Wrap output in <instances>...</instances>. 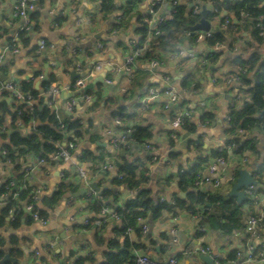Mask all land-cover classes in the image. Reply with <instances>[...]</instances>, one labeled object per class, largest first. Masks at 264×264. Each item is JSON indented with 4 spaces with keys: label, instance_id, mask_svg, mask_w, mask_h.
<instances>
[{
    "label": "crops",
    "instance_id": "0c3cea01",
    "mask_svg": "<svg viewBox=\"0 0 264 264\" xmlns=\"http://www.w3.org/2000/svg\"><path fill=\"white\" fill-rule=\"evenodd\" d=\"M103 1L39 0L37 8L30 15L31 30L20 35L19 52L12 56L8 55L2 62L1 80L17 79L24 82L27 77L33 76L29 81L33 83L34 89L40 91L41 81L39 86L35 87L39 81L37 75L54 73L57 79L54 85L66 87L71 83L72 63L79 60L88 74L86 84L92 82L93 86L89 88L91 101L78 102L71 115L67 114L62 104L68 95H77L79 90L61 91L58 97L62 119L67 115L77 120L79 124L78 135H75L73 129L65 133V137H72L77 144L70 160L46 161L33 172L27 173L24 171L25 166L36 160V153L22 150L21 147H13V157L7 158L2 149L9 143L8 136L11 133L18 131L21 134H28L35 126L28 123L23 128H12L0 133V184L12 179L16 180L18 191L25 188L28 191H38L37 205L47 217L46 224L28 220L27 212L23 209L25 200L17 199L16 202L22 208L21 213L17 216L18 220H11L10 215L2 216L7 199L0 197V252L3 256L9 254L19 264H29L32 261L64 264L63 260L66 259L70 260L69 264H78V259H82L81 264H101L105 252L113 249L112 243L122 244L124 236L127 235L131 242L139 244L140 247L130 250L131 258L123 264H129L138 253H147L158 261L176 257L179 264H206L197 250L201 243L208 244L212 253H218L226 259L231 251L242 246L244 235L241 229L226 234L216 227L215 219L221 215L218 205L208 204L211 209L206 213L208 230L204 235L197 232V223L193 216L200 203L195 204L193 212L187 208L179 210L178 207H171L163 208L157 217H153L150 210L143 217L148 224L146 232L137 224L136 227H131L128 233L121 235L115 232L114 222L99 227L92 223L85 226L80 220H72L73 217L80 215L92 221L98 213L91 208L84 193L74 195L83 187L75 184L74 172L77 168L85 169L92 175V182H96L100 187L101 194L105 189L110 191V195L104 196V199L112 207L125 205L131 195L125 186L113 184L112 178L117 174L116 167L106 171H99V167L104 162L112 161L117 165L122 160V154L128 161L147 165V181L141 184V187L149 190L154 204L161 196L166 200L179 195L184 197L188 190L194 189L190 185L186 191L180 189L179 172L182 169L203 168L217 157L216 147L219 141L228 135L224 116L228 111V99L235 89L234 84H225L221 77L236 70L238 66L233 63L236 55L244 53L246 57L249 56L250 50L242 46V42L251 39L253 26L250 22L241 21L240 30L236 33L223 30L220 27L222 16L225 13L232 17L234 15L232 10L221 5L219 14L207 18L213 32L223 33L225 37L223 43L226 47L215 50L218 53L216 60L210 63L209 58V67H204L199 58L195 61L184 60L181 64L167 59L161 67L153 69L149 62L154 54L166 57L168 52L154 48L150 55L146 54L145 49L142 56L135 60L131 72L124 69L117 71L131 51L129 40L132 38L137 40L140 36L136 30L140 24V19L138 21L140 14L155 0H139L131 12L124 16L125 19L121 18V14L130 0H108L113 5V9L108 12L102 10ZM195 1L197 0L181 1L185 15L189 14L191 4ZM12 3L13 0H0V48L10 39L17 27V24L12 26L7 24ZM168 7L166 5L165 9ZM160 10L163 11V7ZM77 36L84 39H76ZM41 38L54 42L57 49L38 52L37 43ZM153 41L154 39H151V42ZM98 42H102L104 48L93 54L94 45ZM237 45L240 47L239 52L230 50ZM178 46L193 50L201 58L207 56L209 49L207 42L197 44L187 37ZM73 47L79 52L71 56L70 49ZM261 50L264 55V46ZM95 59L103 62V67L98 71L94 69ZM69 60L70 66L66 63ZM52 61L55 62L54 67L49 65ZM123 70L125 73H122ZM163 75L170 76V82L175 85L179 99L165 108L166 97H155L149 102L148 109L141 110L138 97L146 92L148 86L161 91L166 86ZM100 76L103 82L97 80ZM107 77L112 80L110 84L112 87L104 85ZM121 87L125 90L122 91ZM246 99H249V95ZM0 101H6L11 109L13 101L9 95L0 94ZM200 101L205 102L206 110L212 111L213 120L204 127L197 125L196 119L190 121L194 123L193 131L197 133V137L188 138L184 146L181 133L177 131L174 138L169 136L172 130L170 121L177 110ZM120 106L129 114L128 122L145 127L151 132L154 153L158 157L156 161L150 162V154L142 148L136 147L132 151L124 152L116 151L110 145L104 131L107 127L113 126V113ZM34 124H38V121ZM181 127L188 130L185 126ZM246 135L255 141L256 152L253 154V163L250 167L257 168L264 161V129H253ZM227 160L233 167L239 163V155H230ZM61 172L64 173L63 176ZM229 190V184L224 181L220 190L206 187L199 191L208 194L219 191L225 194ZM59 191L57 202L50 206L43 203L44 198H50ZM70 195L75 197L68 203L66 199ZM172 227L177 228L176 242H173L170 234ZM260 230L261 239L264 240V221ZM11 238L17 240V248L21 251L20 258L10 253L14 248Z\"/></svg>",
    "mask_w": 264,
    "mask_h": 264
},
{
    "label": "built area",
    "instance_id": "2783aa9c",
    "mask_svg": "<svg viewBox=\"0 0 264 264\" xmlns=\"http://www.w3.org/2000/svg\"><path fill=\"white\" fill-rule=\"evenodd\" d=\"M39 0H14L10 12L8 14L7 24L14 25L17 24L12 36L10 39L0 48V69L2 62L6 59L8 55L17 54L20 50V35L25 33L32 28V20L31 13L37 8ZM182 0H155L153 1L149 7L143 11L139 19L147 28V35L140 45L138 40L132 38L129 40V44L131 46V51L126 55L121 67L117 68V71L121 69L127 70V72H131L132 67L135 63V60L138 57L142 56V53L147 49V47L151 43V39H153L156 35L160 34V26L165 24L170 20L172 15L176 14L178 11L177 6L181 5ZM222 1V0H220ZM166 5H168V9H165ZM202 5H205L209 9V13H213L214 15L219 14L220 10L218 9L214 0H197L190 7L189 15L191 16H200V11ZM163 7V11L160 10ZM248 13L243 11L240 12V17L248 16ZM264 18V15H259L256 19V26L259 27V34H264V28L259 22L260 19ZM199 21V20H198ZM241 21V20H240ZM80 24V22H77ZM220 27L229 31L232 34L238 31V22L233 19V17L229 13H225L222 16ZM186 35H192L194 41L198 44L200 42H207L208 39L213 37V31L211 29L205 30H195L192 31L190 28H187L185 31ZM76 39H84L82 36H77ZM242 46H245V42H242ZM226 45L221 41H215L212 46H209L207 55L215 51L218 48H224ZM104 48V44L102 42H98L94 45L93 54L95 52H99ZM239 46H233L230 48L233 52H239ZM57 46L54 42L48 41L46 39H39L37 43V51H55ZM77 48H71L70 54L71 56L78 54ZM262 54V58L264 59V55L262 50H260ZM204 65V67H209L208 65V57H199L193 50H187L181 46H177L174 49L166 52V57L161 56L160 54H154V56L150 59V67L153 69L161 67L165 61L171 60L176 64H181L184 60H196L198 59ZM49 65L51 67L55 66V62H50ZM72 71L77 73V77L74 82L70 83L68 86H59L53 85L48 91L40 90L36 94L32 92H25L22 89L23 80H15V79H7L3 81L0 79V94H7L12 99L13 103L11 105V112H7L6 117L0 123V133H5L9 129L12 128H23L26 124L30 123L32 126H35V119L33 118V114L36 108L39 106L40 98H46V104L48 108L54 113L58 123L57 130L59 132H63L62 136L56 139H53L49 136V140L53 141L54 150H52L48 154L37 155L36 160L32 163L25 166L24 171L27 173L33 172L46 161H68L71 159L73 152L77 146L75 140L72 137H65V133L68 131L66 125L60 114V105L58 104V97L61 91L69 92L71 90H79L77 95H68L67 98L64 99L62 107L68 113H73L78 102L88 103L91 101V94L87 93L84 89L88 74L84 70V66L81 61L74 60L72 63ZM103 67V62L99 59L94 61V69L100 70ZM246 72L245 69L241 67H237L236 70L223 75L221 77L222 82L227 85L234 84L235 89L232 95L228 99V104L230 106H240V103L246 98L248 93L243 90V86L240 83V77L242 74ZM44 74H39L36 78L41 81ZM33 79L32 77H27L25 81H29ZM163 80L166 83V86L161 91H156V89L152 86H148L146 92L138 97L139 105L141 110H146L149 107V102L159 96L166 97V101L164 103V107L167 108L175 103L179 99V95L177 93L175 85L170 82L169 75H163ZM104 84H111L112 80L110 78H105ZM121 90L124 91L125 88L121 87ZM228 105V108H229ZM205 102L200 101L194 104H187L185 107L177 110L173 115L170 125L172 130L170 131L169 136L174 138L177 136V128L184 126L186 122L192 121L196 119L197 125L206 126L211 123L212 120L204 119L201 120V116L206 111ZM229 111V109H228ZM227 113L224 116V123L226 129L231 126L230 116ZM27 119V120H25ZM113 126L107 127L104 133L109 138V143L113 149L116 151H130L136 147L142 148L147 151L149 156V161L153 162L157 160V155L154 153L155 147L151 140H145L140 142L136 137L135 133L137 131V125L134 123H130L127 121V117H121L119 115H115L112 118ZM264 129V128H263ZM247 132L241 128H236V135L241 137H246ZM238 144L232 139L228 140L227 135L224 136L218 143L216 150L220 153H225L226 155L217 156L214 161L207 164L203 168L192 171L188 176L192 187L196 190H203V188L209 187L213 190H220L223 186L224 181L229 184L230 188L232 184L236 181L238 176V170L241 168L246 169L255 180L254 183H251L243 188L245 193V199L242 201V210H243V218H242V233L244 235V243L241 247L235 250V257L232 260L225 259L221 257L218 253H212V249L208 244L201 243L198 246V253L208 254L212 257L214 264H264V240L261 239V230L260 226L264 221V161L259 167H250L253 163V154L255 152L251 150H245L241 153L233 152ZM2 153L6 154V148L2 149ZM239 155V165L236 164L231 167L230 162L227 160V157L230 155ZM136 167L137 175L143 172V175L148 174L147 165H140L139 163H134ZM115 167L114 162H104L100 165L99 171H106ZM189 170H180L181 173L188 172ZM61 176L64 175L63 172L60 173ZM121 174H119V178H121ZM74 177L76 179L75 184L81 185L86 188L84 192L87 201H99L101 206L98 210L97 216L92 219V221L87 217H82L80 215L73 217L72 220H80L85 226L90 223L96 226H103L105 224H109L111 222L119 223L122 219L121 212L115 210L116 207L109 206L110 204L106 202L103 195L100 191H96L90 187V183L92 182V175L88 174L87 171L83 168H77L74 172ZM131 197H134L136 194V189L125 187ZM0 197L7 199L5 205L9 203V200H16L18 197V192L14 189V181L9 180V182L5 185V190L0 193ZM75 196L70 195L66 200L67 202H71ZM39 201V193L36 190H30L29 197L25 201L24 210L27 212V219L31 221H38L41 224L47 223V217L40 214V207L37 205ZM158 202H168L171 205L175 204V198H169L166 200L164 196L159 197ZM218 204V202L216 203ZM1 206V202H0ZM118 207V206H117ZM121 211L126 210V206H119ZM21 206L14 205L9 208L8 215H10L11 220H15V218L21 213ZM211 206L205 207L204 205H199L196 207V210L193 214L196 223H197V232L200 235H204L207 232V223L205 221V217L207 216V212H209ZM139 227L146 232L148 229V224L145 222L143 217H138ZM131 228L126 230L128 233ZM170 234H172L173 242L177 241V228L172 227L170 229ZM258 241V242H257ZM37 253V251H35ZM64 264H69L70 260H63ZM29 264H45L44 262H34L32 261ZM129 264H179V261L176 257H170L165 261H158L152 257H150L147 253H138L135 254L132 261Z\"/></svg>",
    "mask_w": 264,
    "mask_h": 264
},
{
    "label": "trees",
    "instance_id": "16d2710c",
    "mask_svg": "<svg viewBox=\"0 0 264 264\" xmlns=\"http://www.w3.org/2000/svg\"><path fill=\"white\" fill-rule=\"evenodd\" d=\"M139 0H130L128 4L124 6L123 14L121 18H124L131 9L135 7ZM218 9L219 7L225 6L227 9L233 11L234 19L238 22V30H240V22H250L253 26L251 32V39L245 41V46L250 50L249 56H245L244 53H239L233 58V63L246 70L244 74L240 77V83L243 86V90L248 93L249 99H244L240 106L234 107L229 105L228 114L230 116L231 126L227 128L228 140H234L238 146L233 152L241 153L245 150H251L256 152L255 141L250 137H241L236 135V128L241 127L246 132H251L253 129L264 128V59L260 52L261 47L264 46V34H259V27L256 26L257 17L259 15H264V0H214ZM178 11L176 14L172 15L169 21L160 26V34L156 35L153 39L154 41L146 49V54L150 55L152 49L157 48L161 51H169L178 46V44L183 41L185 37L193 39L192 35H186L185 31L189 26L196 23L200 16L185 15L182 10V6H177ZM113 9V5L108 0H104L102 3V10L105 12ZM243 11L248 13V16L240 17V12ZM36 15V14H35ZM214 15L209 13L208 16ZM125 19V18H124ZM241 20V21H240ZM139 21V18H138ZM140 24L136 29L139 32L138 43L142 45L147 35L146 26L139 21ZM259 22L264 28V18L260 19ZM225 37L221 31L213 32V37L207 40V45L212 46L215 41L223 42ZM244 46V47H245ZM216 51L210 52L207 57L210 58V63L216 60ZM68 66L71 65V60L66 62ZM73 73V71L71 72ZM74 79L71 80L73 83ZM56 75L54 73H48L46 79L41 81L40 87L43 91H48L54 83H56ZM23 91L32 92L36 94L38 91L34 89L33 83L31 81H24L22 86ZM87 93L91 94V90L88 89ZM40 106V108H39ZM39 106L36 108L33 118L38 121V124L28 133L21 134L18 131H14L8 136L9 143L5 144L6 157L11 158L13 147H21L22 150L32 151L37 155H44L50 153L54 150V144L52 140H49V136L53 139L61 137V133L57 130V119L54 113L48 108L46 104V98L41 97ZM7 112H11L6 101H0V123L2 121L3 115ZM119 115L121 117H129L123 106H120L117 111L113 113V116ZM213 113L210 110L204 111L201 116V120L210 119L213 120ZM27 120V119H25ZM63 121L66 128L73 129L75 135H78L77 128L79 126L77 120L69 118L67 115L63 117ZM185 128L188 130H194V123L188 121L185 123ZM4 136H7V134ZM135 137L140 141L151 140V132L145 127L137 126V131ZM132 151V150H130ZM129 152V151H124ZM216 156L226 155L225 153L217 152ZM122 160L115 165L117 169V174L112 178V182L115 185H123L125 187L136 189V194L126 201V210L121 211L119 206L115 210L121 212L122 219L119 223L115 224L114 230L117 234L125 235L126 230L131 227H136L138 224V217H144L148 211H152L153 217H157L163 208L178 207L179 210L187 208L191 212L195 209V204L200 203L205 207L208 204H216L221 209V215L218 219H215L216 227L220 228L224 233L230 234L233 231H238L242 229L243 223V210L242 205L237 204L234 196L224 195L221 192H214L213 194H208L196 189H190L187 191L184 197L176 196L175 204L171 206L168 202H157L153 203L150 197V192L148 189L141 187V184L147 181V176L143 175V172L137 175L136 167L134 162L128 161L124 154H122ZM197 170L196 168L190 169L188 172H179V187L182 191H186L188 185H191L189 180V175L192 171ZM121 174V178H119ZM12 180V179H11ZM9 180L3 184H0V193L5 190V185ZM15 191H18L16 187ZM29 192L26 188L18 191L17 199L27 200L29 197ZM60 191L53 194L50 198H44L43 203L50 206L52 203L58 201ZM103 197L109 196L110 191L105 189L102 193ZM16 199V200H17ZM16 200H9V203L3 208L2 216L8 215V210L14 205H19ZM91 208L96 212L100 209L99 201H91ZM112 207V205H109ZM40 214L45 216L44 211L41 209ZM18 220L16 217L14 221ZM11 243L14 246L10 253L16 258L21 257V251L17 248V240L11 238ZM113 249L105 252L104 260L101 264H123L130 260L131 256L129 251L132 249H138L139 244L133 243L129 240L128 236H124L122 244L117 242L112 243ZM3 255L0 252V259ZM235 257V250L231 251L227 259L232 260ZM78 264L82 263V259L77 260ZM1 264H19L17 261L11 262L5 260ZM231 264V263H229Z\"/></svg>",
    "mask_w": 264,
    "mask_h": 264
},
{
    "label": "water",
    "instance_id": "95a60500",
    "mask_svg": "<svg viewBox=\"0 0 264 264\" xmlns=\"http://www.w3.org/2000/svg\"><path fill=\"white\" fill-rule=\"evenodd\" d=\"M14 1V0H13ZM193 5V3L191 4V6ZM208 14H209V9L205 6V5H202V8H201V11H200V19L199 21H197L196 23H194L193 25L189 26V28L192 30V31H195V30H209L210 29V23H209V20H208ZM96 60V59H95ZM122 73H125V71L123 70ZM47 77V73L44 74L42 80L46 79ZM75 77H77V73L73 72L71 73V80L74 79ZM7 79H3V81H6ZM17 80V79H15ZM41 80V81H42ZM97 80H99L100 82H103V78L102 76L98 77ZM95 80V81H97ZM40 84V81H38L35 85V87L37 88ZM106 85L107 87H112V85L110 84H104ZM93 86V83H87L84 87L85 90H88L89 88H91ZM67 114L71 115V113H68ZM61 134H63V132H60ZM255 180L252 178L251 174L244 168H240L238 170V176H237V179L236 181L232 184L229 192H228V195L229 196H234L235 199H236V202L237 204H241L242 201L245 199V193L243 191V188L246 187L247 185L251 184V183H254ZM16 180H14V189H16ZM90 187L93 188L94 190L96 191H100V187L97 185L96 182H91L90 183ZM86 191V188L85 187H80L78 189L77 192L74 193L75 196L81 194V193H84ZM199 256L200 258L206 263V264H214V261L212 259V257L208 254H201L199 253ZM15 260L14 258L10 257L9 254H5L2 259H0V264L2 262H4L5 260Z\"/></svg>",
    "mask_w": 264,
    "mask_h": 264
},
{
    "label": "rangeland",
    "instance_id": "374dc122",
    "mask_svg": "<svg viewBox=\"0 0 264 264\" xmlns=\"http://www.w3.org/2000/svg\"><path fill=\"white\" fill-rule=\"evenodd\" d=\"M177 131L182 134V142H183L182 145H184V146H186V142H187L188 138H196L197 137V133L196 132L188 131V130L184 129L183 127H178ZM185 152H187V151L185 150ZM227 194L228 193L225 192L224 195L227 196Z\"/></svg>",
    "mask_w": 264,
    "mask_h": 264
}]
</instances>
